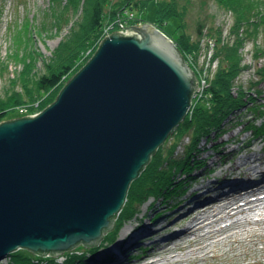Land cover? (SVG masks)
<instances>
[{"label": "water", "instance_id": "95a60500", "mask_svg": "<svg viewBox=\"0 0 264 264\" xmlns=\"http://www.w3.org/2000/svg\"><path fill=\"white\" fill-rule=\"evenodd\" d=\"M127 29L44 111L0 123V264L98 246L192 108L198 78L172 39L148 23Z\"/></svg>", "mask_w": 264, "mask_h": 264}, {"label": "rangeland", "instance_id": "374dc122", "mask_svg": "<svg viewBox=\"0 0 264 264\" xmlns=\"http://www.w3.org/2000/svg\"><path fill=\"white\" fill-rule=\"evenodd\" d=\"M64 1L65 0L0 1V97L1 99L7 98L9 103L16 100L22 101L21 104H18L19 106H13L9 109L7 121L36 115L41 111H44L47 108L48 103L51 104L56 100V98H58L64 86L76 75L75 73H78L79 70L83 68L96 54L102 39L106 38L104 37V30L110 26L114 27L117 23L116 20L119 17H124V13H121L118 15L116 20L110 22L108 18L110 14H107V22L103 27L100 37L93 44L88 46V48H86L83 52L81 51L82 53H80L79 57L75 61L73 69L74 72L70 75V80H66L65 84L63 83L60 86L61 89L59 88L54 92H41L37 87L39 78L48 73L49 67H56L61 63L63 58L62 50L65 49L62 45L66 43L65 41H73L75 39L73 38L74 35H72V29H76L74 30L75 32L77 30L81 31L82 29V27H80L81 25L78 24L81 21V17L83 16L82 8L78 13L66 6L63 8ZM158 1L172 2L171 0H151L146 10L140 14L136 11L132 13L136 14L137 17L139 16V21H144L145 19L150 23L155 22L157 19ZM176 1L180 7H187V12L185 15L186 33L189 34L188 36L192 37V40H195L198 48L196 53L185 55V59L191 65L190 67L195 72L198 80L205 79L207 80V83H210L218 67L220 66V60L219 58L218 60H209V50L211 47L208 44V40H213L215 44L214 53L217 44L213 38L207 37L210 33L209 28L214 27V29L216 31L219 30V32H222L224 29L222 40L224 42L232 41L234 38L232 37V39H229V32L234 20L230 13H227L226 10L220 8L217 0ZM62 9H65V11H62ZM201 22H204L207 25V28L202 30L200 38L197 35V29L199 23ZM180 23L181 20L179 18H172L167 20L162 27H164V30L168 33V35L178 38L182 34V30H178ZM226 37H228L227 40ZM258 41L260 46H263L262 36L259 37ZM242 52L243 54H241V57L244 63L243 65H245L247 70L239 76L235 82V88H249L250 82L258 81V72L260 68H264V57H262V59L255 58L252 41L247 42L246 47ZM70 59L73 60V57ZM260 90L263 92L260 100L261 103H264V82L262 83ZM13 96L15 98H13ZM203 96L204 94L202 97ZM202 97L199 95V97L196 96L194 98V103L190 111L191 115L194 113V111H196V108L200 104ZM203 99L205 98L203 97ZM203 103V106L211 107L209 98H206L205 102ZM241 110L242 111L240 112H244L245 115L247 108H242ZM229 118H231V116ZM233 118L235 119V117ZM252 120H254V118L250 112L247 113L245 117L243 116V118L240 120H233V126L236 125L237 127H235L230 133L225 134L219 141V143H227L221 152L213 148L215 143H213L211 140L214 139L216 135H213L210 140L207 138L201 140L200 148H205L208 151L206 152L205 150L206 153L201 156V159L207 163V171L200 170L191 177L180 178V182H187L186 185H191L189 188L184 186V188L187 189V192H185V194L183 193V195L180 194L179 197H176L175 199L171 200V202L167 203H164L167 200L164 199V197L159 199L155 197H148L147 200L140 201V203H137L141 204V207L139 208V217L121 226L116 224L115 228L105 235L106 237H104L98 246L86 248L85 245H81L55 258H44L39 255H34L27 250H19L16 253L27 257L30 261V264H48L49 262L55 264H67V260L69 261L77 257L78 259H81L80 257L83 256L88 258V261L83 262L84 264H134L136 261L141 259L138 256L144 252H130V254L123 252V254L126 256V259H124L122 256H117L116 250L115 254L112 255V253H110L114 248L113 246L117 243H122L123 247L126 245L128 246L131 241V236L127 238L125 237L122 240L123 234L126 232L128 227L132 228V226H135L138 227V229H141L144 224H147L150 220H152V216L156 217V220L153 219L154 221L171 218L174 213L179 212L178 208L184 203L187 195L190 193V190L194 189L197 184L199 185V183L203 182L204 180L207 181L209 179L215 178L216 174L232 166V164L244 153H250V149L253 151L254 148L259 146L263 148L264 152V136H261L255 140L252 133L247 131L243 132V125L246 124L247 121ZM237 124H242V126H238ZM257 124L259 126L263 125L264 119L257 120ZM231 126L227 125L226 129L230 128ZM176 129L170 134L167 141L162 145L165 147V150H171L174 143L178 140L179 131L178 129L176 131ZM167 142L169 143L166 144ZM247 142H250L251 145H246L247 148L244 149V147H246L245 143ZM188 143V138L182 140L176 152L177 158L184 156V148ZM165 144L166 146H164ZM242 149H244V151H242ZM208 154L213 155V157L217 160V162H215L216 164L211 160L206 159ZM152 169L153 166L149 168V171L151 172ZM212 171L214 174L210 173ZM144 172L145 170L142 174H144ZM141 176L131 184L130 190L128 192V194H131V197L128 195L127 200L128 198H132L133 194L136 195L139 185L144 181L142 180ZM175 205H178V207H174ZM127 208H129L128 205L123 207L122 211L120 212L123 217L128 210ZM136 232L137 231H135V233ZM105 241L107 242L105 243ZM258 248L261 249V253L257 255V257L261 259V264H264V241L258 242ZM132 250H135V248ZM13 255L3 260L1 264H16ZM257 257L253 255L249 256L245 261V264H255ZM117 258H122V261ZM208 264H235V262L230 259H212Z\"/></svg>", "mask_w": 264, "mask_h": 264}, {"label": "trees", "instance_id": "16d2710c", "mask_svg": "<svg viewBox=\"0 0 264 264\" xmlns=\"http://www.w3.org/2000/svg\"><path fill=\"white\" fill-rule=\"evenodd\" d=\"M150 1L151 0H65L63 8L66 6L77 13L82 8L83 16L81 17V21L79 23L77 22L81 25L80 27H82V29L76 32L74 31L76 29H72V35H74L73 38L75 39L73 41H65L66 43L62 45L65 49L62 50L63 58L61 63L56 67H49L48 73L39 78L37 82L38 90L51 93L58 90L63 83L65 84L66 80H70V75L74 72L75 61L80 53L100 37L103 27L107 22V14H110L108 16L110 22L116 20L119 14L127 10L133 13L136 11L140 14L146 10ZM171 1L172 2L158 1L157 19L155 22L161 25H157V27L163 31L164 27L162 26H164L167 20L179 18L181 23L178 30H182V34L178 38H174L171 35L169 36L175 41L180 53L184 57L188 54H194L198 48L195 40H192V37L188 36L189 34L186 33L185 15L187 7H180L176 0ZM217 2L220 8L230 13L234 20L229 32V39H232V37L234 39L224 42L222 40L224 29L222 32H219V30L216 31L214 27L209 28L210 33L207 37L213 38L217 43L213 59L218 60L219 58L220 60V66L213 79L210 81L208 90L203 96L205 99L209 98L211 107L203 106L205 99L202 97L196 111H194L192 115L188 114L177 127L179 131L178 140L174 143L172 149L165 150L163 146L159 148L153 156L150 165L141 176L144 181L139 185L136 195L133 194L132 198L135 199L128 198L126 206L128 205L129 208H127L128 210L125 216L122 217L120 221H116L118 226L137 219L140 213L139 208L141 207V204L137 203H140L142 200H147L148 197H155L158 199L164 197V199H167L164 203H167L179 197L180 194H185L187 189H185L184 186L189 188L191 185H186L187 182H180V178L191 177L200 170L207 171V163L201 159V156L208 151L205 148H200L201 140L204 138L210 140L213 135H216L215 138L211 140L215 143L213 148L221 152L227 143H219V141L225 134L230 133L237 127L236 125L233 126V120H240L250 112L254 120L247 121V123L243 125V131L252 133L255 140L264 136V124L261 126L257 124V120L264 119V103H261L260 100L263 95L260 87L264 82V68H260L258 72V81L250 82L249 88L234 87L239 76L247 70L245 65H243L244 63L241 57L247 42H253V53L256 59H262V57H264V0H217ZM62 11H65V9H62ZM135 16L136 24L147 23L145 20L139 21V16L137 17L136 14ZM205 28H207V25L204 22L199 23L197 29V35L199 37L202 34V30ZM163 32L168 35L165 30ZM260 36L263 37V46H260L258 41ZM227 39L228 37H226V40ZM69 57H73V60ZM13 98L15 97L13 96ZM54 102L51 104L48 103L47 107ZM21 103L22 101L17 100L9 103L7 98L1 99L0 97V123L7 121L10 108L13 106L17 107L19 106L18 104ZM23 103L25 104L24 101ZM242 108H247L245 115L244 112H240ZM230 116L231 118H229ZM233 117H235V119ZM227 125L232 126L226 129ZM237 125L242 126V124ZM185 138L189 139V143L184 148L185 154L183 157L177 158L176 152L179 148L178 146H180V143ZM168 143L169 142L166 144ZM166 144L164 146H166ZM249 144L251 145L250 142ZM152 166L153 169L150 172L149 168ZM128 195L131 197V194ZM176 206L178 207V205L174 207ZM106 242L107 241H105V243ZM13 257L15 258L16 264H30L29 259L23 255L16 253ZM80 258L81 259H78L77 257L69 261L67 260V264H84L83 262L88 261V258L85 256ZM48 264L55 263L49 262Z\"/></svg>", "mask_w": 264, "mask_h": 264}, {"label": "bare ground", "instance_id": "6f19581e", "mask_svg": "<svg viewBox=\"0 0 264 264\" xmlns=\"http://www.w3.org/2000/svg\"><path fill=\"white\" fill-rule=\"evenodd\" d=\"M128 19L131 27L139 26ZM172 42L175 43L173 39ZM198 86L199 91L206 92L210 83L203 88L199 82ZM249 152L238 156L215 178H207L191 189L179 212L171 218L154 221L156 217L152 216L141 229L128 227L122 238L131 236L128 246L117 243L110 253L117 251V256L126 259L123 252H144L134 264H208L212 259L245 264L249 256L257 257L261 253L258 242L264 241V152L259 146ZM206 159L217 162L211 154ZM122 217L118 215L116 221ZM261 263L257 257L255 264Z\"/></svg>", "mask_w": 264, "mask_h": 264}, {"label": "built area", "instance_id": "2783aa9c", "mask_svg": "<svg viewBox=\"0 0 264 264\" xmlns=\"http://www.w3.org/2000/svg\"><path fill=\"white\" fill-rule=\"evenodd\" d=\"M0 1H3V0H0ZM129 12H127L125 14L124 17H119L116 21L117 23L115 24V26H110L108 28H106L104 30V37H107L111 34H113L114 32H122V33H127V28L128 27H131L130 23H129V19L128 18H131L132 20H134V22L136 23V17L134 16V14L128 10ZM123 27H122V26ZM137 25H143L142 23L140 24H137ZM155 27H157V25H154ZM158 28V27H157ZM115 29V30H114ZM104 39V38H103ZM102 39V40H103ZM208 44L210 45V50H209V60H213V57H214V47H215V44L213 42V40H208ZM198 82L201 83L202 87L204 88L205 85H207V80L205 79H201V80H198ZM199 84V83H198ZM205 92H202L199 91L198 93H196V96L199 97V95L202 97V95L204 94ZM22 112H25V111H22ZM33 116V115H31Z\"/></svg>", "mask_w": 264, "mask_h": 264}]
</instances>
